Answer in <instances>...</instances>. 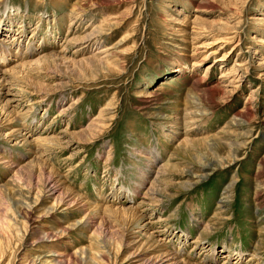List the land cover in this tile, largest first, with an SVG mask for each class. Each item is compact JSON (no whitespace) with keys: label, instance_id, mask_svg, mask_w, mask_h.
Instances as JSON below:
<instances>
[{"label":"rangeland","instance_id":"1","mask_svg":"<svg viewBox=\"0 0 264 264\" xmlns=\"http://www.w3.org/2000/svg\"><path fill=\"white\" fill-rule=\"evenodd\" d=\"M2 40L0 264H264V0H0Z\"/></svg>","mask_w":264,"mask_h":264},{"label":"bare ground","instance_id":"2","mask_svg":"<svg viewBox=\"0 0 264 264\" xmlns=\"http://www.w3.org/2000/svg\"><path fill=\"white\" fill-rule=\"evenodd\" d=\"M81 26V25H80ZM110 30H111V28H110ZM97 31V30H96ZM87 32V31H86ZM182 33H181V36H183V38L184 37H186L185 36V30H183V31H181ZM187 34V33H186ZM105 34H99V33H96V32H94V31H90V32H88L87 34H86V37H85V39L84 40H86V42H89V43H91V44H97V43H99L102 39H101V37H103ZM107 35V34H106ZM108 36V35H107ZM229 38V37H228ZM80 39V38H79ZM5 40H2V42L0 41V55H1V57H2V59H3V61H7V59H8V56H7V54L9 53H12V48L10 47V46H8L10 43L7 41H5ZM84 43V42H83ZM92 46V45H91ZM18 53L19 52H16V53H14V54H16L15 56H18ZM99 53V52H98ZM11 55H13V54H11ZM214 55V54H213ZM216 61H217V63L218 62H220V61H222L221 59H219V58H216L215 59ZM39 61V60H38ZM26 66H27V63H26ZM244 67V66H243ZM16 68H17V66H16ZM19 68V67H18ZM24 68V67H23ZM22 69V68H21ZM7 74V73H6ZM10 76V75H9ZM12 78V77H11ZM13 79V78H12ZM16 81V80H15ZM13 82V81H12ZM8 79H7V77L5 76V73L3 72V71H1L0 70V118H5V120H6V123L7 122H12L9 118L11 117V112H12V110H11V112H9L10 111V109H12L13 108V105H14V103H16V98L15 99H13V97L12 98H10L8 95H10L9 94V92H7V91H9V87H8ZM11 83V82H10ZM9 83V84H10ZM18 83V82H17ZM13 83H11V85H12ZM15 87H16V85H14ZM13 86H11L10 88H12ZM19 87V86H18ZM15 91V90H14ZM12 93V92H11ZM20 93V92H19ZM25 94V93H24ZM12 95V94H11ZM16 120V119H15ZM14 136H18L17 138H18V140L20 139L21 141L19 142V141H17L16 140V144L15 145H20L21 143H23V144H30V136H28V134H24L23 133V131L22 130H20V129H18L17 131H15L14 132ZM70 135V134H69ZM59 140V139H58ZM64 140H65V138H64ZM56 141V140H55ZM54 141V142H55ZM65 142V141H64ZM56 143V142H55ZM37 144V143H36ZM57 144V143H56ZM47 146V145H46ZM25 147V146H24ZM69 147V146H68ZM64 148V147H63ZM60 149V148H59ZM38 153V152H37ZM36 156V155H35ZM154 156H155V158L158 156L156 153L154 154ZM158 158V157H157ZM157 158H156V160H157ZM167 165V164H166ZM222 165V164H221ZM165 166V165H164ZM165 167H167V166H165ZM220 167V166H219ZM163 168V167H162ZM158 169L160 170V167H158ZM168 169V168H167ZM162 170V169H161ZM164 170H165V168H164ZM164 170H162V171H164ZM153 171V170H152ZM206 171H208L207 169H206ZM46 172H47V170H46ZM158 172V171H157ZM160 172V171H159ZM211 172V171H210ZM48 174V173H47ZM46 174V175H47ZM180 174H182V173H180ZM41 176V175H40ZM43 176V175H42ZM55 176H57V175H55ZM48 177H49V175H48ZM52 177V176H51ZM49 178L48 180H47V183H46V185H45V187H46V190H49V192H51L52 194H57V193H59L58 195H60V192L62 191L61 190V188H58L57 186L59 185V183L61 182V181H56L54 178ZM36 178H38V176L36 177ZM40 178V177H39ZM43 178V177H42ZM41 180V179H40ZM58 180V179H57ZM154 181V180H153ZM157 181V180H156ZM160 184V183H159ZM190 184V183H189ZM192 184V183H191ZM146 184H143L142 186L144 187ZM40 187V186H39ZM45 187H43V189L45 188ZM61 187H63V186H61ZM167 187H168V184H167ZM39 189V188H38ZM42 189V190H43ZM31 190V189H30ZM45 190V189H44ZM65 190H66V188H65ZM34 191V190H33ZM40 192H43V191H40ZM68 192V191H67ZM138 192H140V190L138 189ZM48 193V192H47ZM71 193V192H70ZM29 195H30V193H29ZM48 195V194H47ZM72 195V194H71ZM155 195H156V192H155V190H154V188H149L148 190H147V192L145 193V196H147V197H151V198H154L155 197ZM32 196V195H31ZM37 196V195H36ZM52 196V195H51ZM61 197V196H60ZM74 197H75V195H74ZM62 198V197H61ZM159 199V198H158ZM32 200V199H31ZM36 203L38 204V202L40 201V200H38V199H36ZM65 201V200H64ZM82 201V200H81ZM84 201V200H83ZM60 202H61V200H60ZM71 202H75V201H71ZM34 203V202H33ZM87 203V202H86ZM36 205V204H35ZM34 205V206H35ZM144 205V204H143ZM59 206V205H58ZM96 207H98V206H96ZM90 208V207H89ZM104 208V207H103ZM106 208H108V206L106 207ZM144 208V207H143ZM54 209V208H53ZM92 209V208H91ZM94 209V208H93ZM99 209H101V208H99ZM90 210V209H89ZM96 210V209H95ZM95 210H93V211H95ZM105 210V209H104ZM107 210H110V208H108ZM139 210H140V208H139ZM148 210V209H147ZM97 211V210H96ZM99 211V210H98ZM114 211V210H113ZM142 215H143V213H141ZM137 215V214H136ZM145 217H143V216H141L140 218H130L129 219V224H135V226H137V229L138 230H144L145 232L147 231V230H149V225L148 224H144V222H145V220H143ZM147 219V218H146ZM144 221V222H143ZM148 221V220H147ZM126 222V221H125ZM6 223V222H5ZM149 223V222H148ZM2 226V225H1ZM1 226H0V228H1ZM7 226H11V224H9V225H7ZM129 226V225H128ZM144 232V233H145ZM143 233V232H142ZM147 233H148V231H147ZM139 235V234H138ZM147 235V234H146ZM25 237V236H24ZM150 238L151 239H154V235L152 234L151 235V233H150ZM44 243V242H43ZM47 243V242H46ZM35 246H36V244H35ZM159 246H160V244H159ZM45 248V247H44ZM158 248V247H157ZM161 249V248H160ZM162 251H164V249L162 250ZM161 251V252H162ZM57 253V252H56ZM55 254V253H54ZM165 254H167L166 253V251H165ZM53 255V254H52ZM159 255V254H158ZM169 255V254H168ZM41 256H42V254H41ZM54 256V255H53ZM61 257V256H60ZM63 257V256H62ZM176 257V256H175ZM38 259L39 258H41V257H37ZM50 258H51V256H50ZM55 258V257H54ZM57 258V257H56ZM46 260H48V259H46ZM51 260H53V259H51ZM54 260H56V259H54ZM51 261V262H55V261ZM151 260V259H150ZM44 261V260H43ZM56 261H59V260H56ZM51 262H48V261H44V262H41L40 264H50ZM35 263H37V262H35ZM184 263H186V262H184ZM18 264V263H17ZM53 264H55V263H53ZM57 264V263H56ZM148 264H180V261H178V259H174V258H172V257H168V256H165L164 254L162 255V256H160V257H157V258H153V260L152 261H149V263Z\"/></svg>","mask_w":264,"mask_h":264}]
</instances>
